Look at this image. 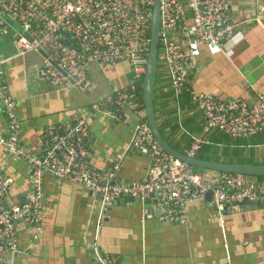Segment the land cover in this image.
Returning <instances> with one entry per match:
<instances>
[{"label": "crops", "instance_id": "1", "mask_svg": "<svg viewBox=\"0 0 264 264\" xmlns=\"http://www.w3.org/2000/svg\"><path fill=\"white\" fill-rule=\"evenodd\" d=\"M228 2V16L237 29L225 42L223 54L209 57L201 52L187 89L175 97L163 65L156 71L153 107L157 130L182 155L190 151L193 138L203 136L205 126L202 113L190 102V92L213 94L223 101L242 98L248 103L264 94V0ZM17 31V24L9 23L6 34L0 36V67L6 93L16 104L20 145L36 156L43 155L48 128L63 132L82 118L90 132L86 141L89 165L110 171L120 163L119 182H141L148 172V155L129 149L138 118L127 112L116 122L92 111L91 106L103 103L116 90H129L135 81L137 100L143 102L142 76L136 79L127 63H93L86 69L87 89L69 83L52 86L37 75L43 65L41 54L18 55L14 46ZM142 110L141 118L146 120L144 105ZM6 133L0 95V139ZM206 139L210 146L202 150L216 149L225 161L264 166V133L234 141L212 131ZM198 155L204 152L198 151L193 158ZM0 169L9 180V201L25 202L30 192L27 163L7 156L0 147ZM218 173L198 174L213 182ZM245 182L254 183L259 195H264V177L248 176ZM43 195L41 224L17 226L18 251L6 253L4 264H98L92 244L116 257L119 264H264V206L234 207L219 218L210 198H205L186 206L184 221L170 222L159 220L158 199L151 195L119 200L101 219L99 197L80 186L45 175Z\"/></svg>", "mask_w": 264, "mask_h": 264}, {"label": "built area", "instance_id": "2", "mask_svg": "<svg viewBox=\"0 0 264 264\" xmlns=\"http://www.w3.org/2000/svg\"><path fill=\"white\" fill-rule=\"evenodd\" d=\"M153 0H0V36L9 23L17 24L14 46L19 56L41 54L43 65L37 75L52 86L68 79L81 90L90 85L86 69L127 63L138 79L145 75L150 51ZM158 65L168 74L170 87L178 97L187 89L190 74L202 51L209 57L224 53V46L237 29L228 16V0H159ZM2 64V62H0ZM53 65H56L55 68ZM1 66V65H0ZM63 72L65 76L61 73ZM136 82L129 90H116L91 110L102 112L118 122L125 113L138 118L130 150L148 155V172L139 183L118 181L120 163L113 170L101 171L88 163L86 141L90 136L85 119L78 118L63 132L54 127L45 131L44 154L36 156L23 148L18 139L20 122L16 104L6 93L0 67V95L7 133L0 139L7 156L25 161L30 169V192L20 204L8 199L9 180L0 169V264L6 253L18 251L16 228L23 224L37 227L44 215L43 179L51 175L58 182L77 185L100 199L101 219L117 201L144 199L155 195L161 221H184L186 206L203 201L211 193L210 204L219 218L236 203L264 206V195L240 174H216L205 179L187 164L167 155L153 138L142 106L137 100ZM191 104L205 119L203 136L193 138L187 157L193 158L206 136L219 131L233 139H246L264 133V94L253 103L242 98L223 101L209 93L190 92ZM91 247L98 264H119L116 257Z\"/></svg>", "mask_w": 264, "mask_h": 264}, {"label": "water", "instance_id": "3", "mask_svg": "<svg viewBox=\"0 0 264 264\" xmlns=\"http://www.w3.org/2000/svg\"><path fill=\"white\" fill-rule=\"evenodd\" d=\"M158 7H159V0H153L152 20H151V29H150L151 43H150L149 56L147 58V64L145 67V75H144L143 89H142L146 122L151 130L153 138L167 155L175 158L176 160H179L182 163L187 164L189 167L210 170L219 173L264 177V166L230 165V164L199 161L197 159L189 158L186 155H182L175 152L161 138L157 130V125L155 122V115H154V107H153V99H154L153 89L155 86V75L158 66V50H159ZM53 66L57 68L56 65ZM61 73L65 76L63 72ZM68 82L72 83V80L68 79ZM210 197H211V193H208L206 195V199H209ZM245 206L255 207L257 205L247 201L235 204V207H245Z\"/></svg>", "mask_w": 264, "mask_h": 264}, {"label": "trees", "instance_id": "4", "mask_svg": "<svg viewBox=\"0 0 264 264\" xmlns=\"http://www.w3.org/2000/svg\"><path fill=\"white\" fill-rule=\"evenodd\" d=\"M158 52H159V50H158ZM158 63H159V58H158ZM158 68H159V65L157 66V70H158ZM141 79H143L144 80V76H142L141 77ZM141 79H140V81H141ZM143 80H142V83H143ZM141 83V84H142ZM141 92H142V85H141V90H140ZM140 104H141V106L143 107V102L141 101L140 102ZM153 104H154V102H153ZM155 111V110H154ZM154 115H155V112H154ZM218 131V130H217ZM158 132H159V134H160V136H161V138L168 144V142L166 141V139H165V137L163 136V134H162V131L158 128ZM219 132V131H218ZM221 133V132H220ZM224 134V133H223ZM228 136V135H227ZM230 137V136H229ZM231 138V137H230ZM233 139V138H232ZM235 140H241V139H234V141ZM235 143V142H234ZM210 146V145H209ZM171 148V147H170ZM204 148H208V146H206V145H203L202 146V148L199 150V152L201 153V152H204V155L203 156H195L197 159H199V160H201V161H207V162H212V163H221V164H230V165H250V163H244V162H239V161H225V158H224V156H221L220 158H219V156H218V153H217V150L215 149L214 151H213V149L211 148V147H209V149H208V151H205V150H202V149H204ZM205 152H207V154L205 153ZM195 158V159H196ZM193 171L194 172H198V173H202V172H204V171H206V170H203V169H197V168H193ZM218 174H220V173H218ZM221 174H223V173H221ZM230 175H233V174H230ZM245 178L246 177H248V176H244ZM249 177H255V178H257V179H259V180H261L263 177H258V176H249Z\"/></svg>", "mask_w": 264, "mask_h": 264}, {"label": "rangeland", "instance_id": "5", "mask_svg": "<svg viewBox=\"0 0 264 264\" xmlns=\"http://www.w3.org/2000/svg\"><path fill=\"white\" fill-rule=\"evenodd\" d=\"M136 83H138L137 81H135ZM78 89V88H77Z\"/></svg>", "mask_w": 264, "mask_h": 264}]
</instances>
